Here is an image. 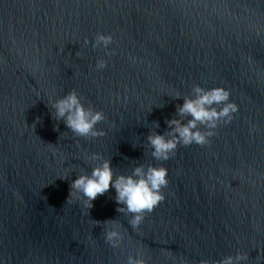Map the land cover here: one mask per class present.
I'll return each mask as SVG.
<instances>
[{
    "label": "water",
    "instance_id": "water-1",
    "mask_svg": "<svg viewBox=\"0 0 264 264\" xmlns=\"http://www.w3.org/2000/svg\"><path fill=\"white\" fill-rule=\"evenodd\" d=\"M97 34L113 43L93 49ZM194 86L228 90L238 112L210 143L156 161L147 136L170 130L184 102L175 98ZM73 89L104 113L96 129L106 135L77 137L53 118L51 104ZM94 153L115 176L168 169L164 201L137 230L116 211L114 188L91 209L69 197ZM107 220L122 225L119 248L105 242ZM238 253L264 264V0H0V264H126L138 254L215 264Z\"/></svg>",
    "mask_w": 264,
    "mask_h": 264
},
{
    "label": "clouds",
    "instance_id": "clouds-1",
    "mask_svg": "<svg viewBox=\"0 0 264 264\" xmlns=\"http://www.w3.org/2000/svg\"><path fill=\"white\" fill-rule=\"evenodd\" d=\"M85 45L89 43L84 41ZM113 43L112 35L97 34L93 49L103 46L105 49ZM108 56L115 55L114 51H108ZM108 66L107 61L99 59L96 70L102 71ZM183 105L176 106V116L166 120L169 131L163 135L151 132L147 136L149 147L152 149L151 156L156 161H168L175 155L178 146H191L193 144L204 146L210 143V138L215 135L214 130L220 122L230 124L233 114L238 112V106L230 102V92L224 88L205 89L194 86L192 97H180ZM55 113L53 118L63 121L66 127L77 137L97 138L106 135L98 131L96 125L105 121L106 117L102 111H96L93 107H85L82 98L73 89L63 98L51 104ZM186 119V122H185ZM203 126L204 131L201 130ZM159 128V123L156 122ZM90 159L98 162L93 167L91 174L79 175L70 184L69 197L75 195L77 199L83 200L88 209L93 207V201L98 196L107 193L110 188L116 192L115 202L121 205L116 211L125 216L131 215L128 223L132 229L137 230L143 223L146 214L153 212L155 207L165 199L163 190L168 187V169L163 166L140 165L134 168L131 175L115 176L112 163L104 159L100 154H93ZM68 197V199H69ZM67 199V201H68ZM100 222L96 221V224ZM105 226L104 239L113 248H119L124 240V234L120 231L122 225L116 220L103 222ZM249 259L247 254L238 253L235 257L228 256L215 264H241ZM126 264H147L143 255L137 257L129 256ZM200 264H209L202 260Z\"/></svg>",
    "mask_w": 264,
    "mask_h": 264
}]
</instances>
